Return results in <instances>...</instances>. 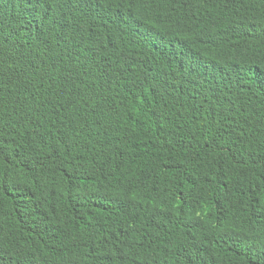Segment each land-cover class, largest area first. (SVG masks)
Segmentation results:
<instances>
[{
    "label": "trees",
    "instance_id": "1",
    "mask_svg": "<svg viewBox=\"0 0 264 264\" xmlns=\"http://www.w3.org/2000/svg\"><path fill=\"white\" fill-rule=\"evenodd\" d=\"M0 264H264V0H0Z\"/></svg>",
    "mask_w": 264,
    "mask_h": 264
}]
</instances>
